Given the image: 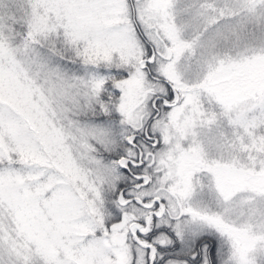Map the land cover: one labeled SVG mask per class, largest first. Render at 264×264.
<instances>
[{"label":"snow or ice","instance_id":"obj_1","mask_svg":"<svg viewBox=\"0 0 264 264\" xmlns=\"http://www.w3.org/2000/svg\"><path fill=\"white\" fill-rule=\"evenodd\" d=\"M0 264H264V0H0Z\"/></svg>","mask_w":264,"mask_h":264}]
</instances>
